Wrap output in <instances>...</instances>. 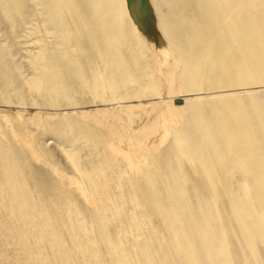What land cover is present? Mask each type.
<instances>
[{
	"label": "bare ground",
	"instance_id": "obj_1",
	"mask_svg": "<svg viewBox=\"0 0 264 264\" xmlns=\"http://www.w3.org/2000/svg\"><path fill=\"white\" fill-rule=\"evenodd\" d=\"M134 2L0 0V14L11 17L34 9L54 28L46 37L29 41L27 59L34 66L30 74L21 75L43 97H68L83 86L100 95L104 103L100 110L113 116L132 107L156 106L155 101L167 110L160 135L150 132L141 141L123 130L135 148L134 167L124 161L118 167L108 151L98 147L94 135L76 131L89 150L82 163L75 159L78 151L73 145L59 146L62 166L71 165L91 196L107 170L112 171L114 193L106 196L108 203L94 202L90 210L66 191L32 185L24 172L25 159L4 131L0 135V264H264V0H146L152 15L146 26L155 29L149 30L150 36L140 5ZM126 9L134 24H144V30L138 28L153 48L160 76L153 75L149 83L135 75L138 70L120 41ZM5 42L0 39L1 49ZM3 63L0 59V74ZM232 78L241 88H207L211 79ZM162 83L176 85V92L126 101L129 94L137 96L136 87L146 91L152 85L159 90ZM6 103L1 106L9 110L47 111L55 121L84 110ZM16 144L20 146L18 140Z\"/></svg>",
	"mask_w": 264,
	"mask_h": 264
},
{
	"label": "rangeland",
	"instance_id": "obj_2",
	"mask_svg": "<svg viewBox=\"0 0 264 264\" xmlns=\"http://www.w3.org/2000/svg\"><path fill=\"white\" fill-rule=\"evenodd\" d=\"M132 1H135L134 2L135 6L140 5L138 8L140 9L141 12H143L141 15V20L145 21L143 23L144 24L146 23V24H145V27L143 26L144 24L141 27H139V25H137L136 23L134 24V21L131 19V16L128 13V10L127 9L124 10V13L121 15L122 31L120 35V41L122 45L125 46L126 54L128 55V58L131 61V66L133 67L135 71L138 70L135 72V75L143 76L145 81H148L149 83V81H151L150 78H152L153 75L158 76L159 73L157 72V68H156L157 65H155L156 62L155 60L153 61L154 57L152 56H154V54L152 50L153 48L149 42L150 40L147 39L148 41L145 42L146 41L145 38H149V37L147 34H145L147 35V37L143 35L145 31L143 32L141 30H144V28H146L145 29L146 32L149 33L151 31L150 29H152V31L154 32H155V29L153 30V28L150 27L149 24H148L149 28L148 26H146L147 23L149 22L148 19H151V16H152V15H149L150 12L147 9L149 7L148 2L146 5V0H132ZM136 3H138L139 5ZM12 14L10 15L11 17H6L5 15L0 14V33H1L0 39L6 41L5 43H3L4 47H2V49L0 48V52H1L0 55L2 57L0 59H3L4 61L3 64H5L4 72L3 74H0V75H3V76H0V120L3 121V122L0 121L1 122L0 127L2 126L0 128V135L5 131L4 134L6 135L3 134V136H5L7 139L9 137L10 138L13 137L12 139L15 140L16 142H14L12 139L10 140L8 139V141L11 142L13 146H16L17 148H19L18 151H20V156L22 155L21 157L23 158V160L25 159L24 162L26 164H29V163L32 164V166L31 164H29L27 167V165L24 163L25 164L24 172L25 174H27V177L29 175L28 179L31 181L32 185L36 184V186H45L48 188L53 187V188H57L60 191L61 190L66 191L70 195V197L76 203L80 204L82 208L85 210H90V208H92L93 203L97 201L99 203L101 202L100 204L104 205L108 203V197L106 196L112 195L115 191L116 185H115V181L112 178V173H111L112 171L107 170L106 172L107 174L105 173L106 179L104 181L102 180L100 181L98 185L99 188L97 187V193H95L94 196H91V194L88 191V188L86 187V184L82 181L79 174L78 173L76 174V171L73 168H71V165L66 162L65 166H62L65 161L62 160L63 161L62 162L58 158L59 148H60L59 146L63 144L69 145V146L73 145V148L77 149L78 151L77 155H75V159L78 158L79 161L81 162L86 157V155L88 154L87 152L89 150L87 151L85 150L86 146L83 142L79 140L78 134L79 135L83 134L84 136H86V134L94 135L95 139L98 138L97 142L99 144L96 142V144H98V147L100 146L99 147L100 149L106 152L108 151V153L113 158V162L116 163L118 167H120V165L123 164L122 161L127 162V164L128 162H130L128 165L130 167H134L136 166L135 148L134 147L132 148V146L129 144L127 135L125 134V132H123V130L130 132L134 136H138L141 141L147 139V136L150 135V132H151V135H154V136L155 135L157 136L156 133H159L158 135H160V129H161L160 124L163 123L162 121L165 116V113H167V110L164 109V107L162 109L161 108L162 106L159 105L157 101H155L154 104H156V106L151 105L150 107H146V109H141L139 107H132L131 109H129L128 112L121 111L120 114H115L114 116L116 117H114L112 113H108V112H104L103 110H100L102 108L100 105L104 104L103 98H101L100 95H93L92 92L89 91V89L83 86H77V88L74 89L73 92L68 97L58 96V98H55V99L43 97L41 95L43 93H40V92L38 93V91H36V89H34V87L30 85V83L24 82L21 75H22V72H25L26 74H30L33 69L32 66H34L32 64H29L30 59H27V57L30 56L27 50L31 47V45L28 44L29 41L36 36L46 37L49 32L51 33L53 32L54 28L52 25L44 22L45 18L42 15L35 14L34 9H25L21 11V13L19 11V12H14ZM193 14L198 15L197 12L196 14L195 12ZM149 16L150 18H147ZM142 27L144 28L142 29ZM158 30L159 28L157 29V31ZM140 31H141V34H140ZM154 32H152V34ZM150 33H149V36L151 35ZM79 54L81 56L80 57L81 61H83L84 68H86L87 74L88 76H90L88 72V69H89L88 63L86 64V62H84V51L80 50ZM95 63H98L97 65L99 66V61ZM145 67L147 71H145ZM38 84H39L38 86L41 87V81H39ZM162 84H160L161 87L159 88V90H156L155 87H152L154 89L152 90L151 88L152 85L151 86L149 85L150 87L148 86L146 91L145 90L143 91L141 88L136 87L135 89L139 90L140 95L139 93L137 94V96H133L129 94L128 99H126V101H133L132 97H134V101L138 99H141V100L152 99V98L158 97V94H164L163 96H169V95L172 96V94L176 92V89H177L175 87L176 85H173L172 87V83H171V84H168V86L170 85L169 87L167 86L165 87L164 83ZM165 84L167 85V83ZM238 85H239L238 81H236L233 78L232 79H211V81H209L207 85V88L211 90L213 87L214 89L211 91H215L219 89L221 90L224 88H230V89L241 88V86L239 87ZM129 89L131 88L129 87ZM129 89L127 90L128 92L133 90V89L131 90ZM148 89H151V90H148ZM16 92L18 94H16ZM142 93H143V96H141ZM3 94L8 95V98L4 96ZM135 97H139V98L135 99ZM7 101L12 102V103L20 102L21 106H25V107L37 108V107L45 106V105L47 107L61 105L62 107H65V108H69V107L79 108V109L84 108V110H82V112L76 113L77 115L75 113L67 114L64 117H60V119L55 121V119H51L53 117H50L51 115H49L50 113L49 112L47 113V111H45L44 113L43 111L38 112L37 109H27L24 112H20V111H17V109L15 108H12L11 110H9L1 106V105H6ZM183 104L186 106L187 103L183 102ZM95 105L100 106V108H98L99 109L98 111L92 110L93 109L92 107ZM157 108H159L161 111L160 110L158 111ZM81 116L84 118H81ZM154 118L159 120L158 121L159 123ZM65 121L67 123H65ZM69 121L71 122V124ZM110 122L113 126H111ZM53 123L54 125L52 126ZM16 128L17 130L19 129L20 132L16 131ZM1 130L3 131L1 132ZM13 130L14 132L12 133ZM76 131L79 132L77 135H76ZM7 135H9V137ZM72 137H74L75 140ZM102 138H104L105 141H103ZM17 140L19 141L20 146L16 144ZM47 141H49L50 143L48 142L47 144L46 143ZM38 142L41 145H44L45 150L47 152L45 150L42 151L41 149H39L37 145ZM101 142L103 144H101ZM13 143H15L16 145ZM79 145H81L82 147ZM104 145L106 146V148ZM109 147H111L112 149ZM20 148L22 149V151L20 150ZM57 149H58V155H57ZM81 154H84V155H81ZM39 155L40 156L42 155V156L40 157ZM48 155L50 156V159H48L49 158ZM26 158L30 161L28 162ZM30 166L33 168H31ZM55 168H58V171H56L57 169ZM26 169H30V170L34 169V171L32 170V171H29L30 173H28ZM31 172L32 173L34 172V173L31 174ZM35 175H36V179L38 177H40V179L35 180ZM41 177L43 178V180L41 179ZM57 179L60 180V182L58 181L57 183ZM66 187L67 189H65ZM85 191L89 196L85 193ZM110 192L112 194H110ZM84 194L86 196H84ZM88 197L90 200L88 199ZM104 210L106 211V213L108 212L107 208H105ZM111 226L113 228V225H110L109 227ZM259 253H262V250L260 249V247H259ZM100 260H104V259L100 257ZM95 262L96 261H92L90 264L92 263L96 264L97 262L96 263ZM107 263L113 264L112 262L110 263L107 262Z\"/></svg>",
	"mask_w": 264,
	"mask_h": 264
}]
</instances>
